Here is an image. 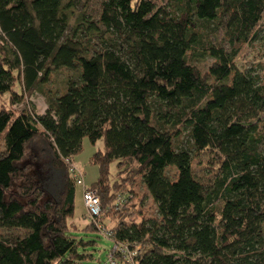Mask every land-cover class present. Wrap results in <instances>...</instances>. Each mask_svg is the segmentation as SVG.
<instances>
[{"label": "trees", "instance_id": "obj_1", "mask_svg": "<svg viewBox=\"0 0 264 264\" xmlns=\"http://www.w3.org/2000/svg\"><path fill=\"white\" fill-rule=\"evenodd\" d=\"M79 1L0 0V264L90 257L75 235L70 173L85 137L105 144L92 156L100 175L88 186L101 211L85 229L113 240L111 259L120 264V249L140 243L134 264H264V81L235 64L256 36L264 0H101L96 19L73 21ZM208 21L221 24L230 50L211 40ZM62 69L77 74L44 113L18 109ZM36 137L51 154L56 187L22 163ZM202 155L205 179L193 166ZM125 164L132 175L121 177ZM135 174L158 217L146 215L143 197L123 194Z\"/></svg>", "mask_w": 264, "mask_h": 264}, {"label": "rangeland", "instance_id": "obj_2", "mask_svg": "<svg viewBox=\"0 0 264 264\" xmlns=\"http://www.w3.org/2000/svg\"><path fill=\"white\" fill-rule=\"evenodd\" d=\"M101 0H80L75 5L76 14L72 18L73 21L75 16L78 13H86L87 16L91 19H96L99 14ZM159 5L162 4V1H157ZM208 33L211 37V40L228 50L231 49V45L227 36L224 34V28L221 27V24H218L217 21H208ZM79 39V38H78ZM97 39L95 38L93 42L97 45ZM212 62L211 58L204 59L203 61L199 62L201 70L203 73H207L210 63ZM236 66L241 70H250L252 73H259L264 81V18L260 22L257 27L256 36L250 41L245 43L241 50L238 52L235 58ZM77 74L75 71L71 72L66 69H62L57 71L56 73L53 72L50 81L44 84L43 91L42 90H31L28 91L25 97V101L20 103L18 109H23L29 107L30 105L34 106V109L37 113H44L46 105L49 104L50 95L55 93H62L65 89L66 79L69 75ZM9 95V94H8ZM5 95L4 101H10V97ZM217 103H212L210 106L213 108ZM15 106V105H14ZM181 144L188 145L189 140L186 135L181 139ZM46 142L41 137H36L32 140L26 149V155L23 159V165H28L29 172L33 173L37 179L41 180H48L53 187H56L60 184L59 178L57 175H51V168L49 166V161L51 160V154L46 149ZM105 144L103 139H99L96 143H92L88 137L84 139V145L79 154H77L72 161L78 167H80L85 184H77V191H76V204H75V216L73 218L74 223L78 226V230L75 231V235L77 239L83 240L88 242L86 247L81 246L80 252L91 254L90 257H85L84 259L80 260L79 264H119L118 261L111 259L110 249L114 246V242L110 237H106L100 231H89L85 229L86 224L88 223V210L86 208L85 202L82 197L83 188L87 184L91 186L99 177L100 175V168L98 164L92 162V156L95 151L100 149H104ZM4 148V141H0V150ZM206 156L202 155L200 157H196L193 161L194 170L198 177L200 178H208V167L205 164ZM125 163V162H124ZM71 166V164H70ZM132 170L126 167V164L122 166V173L120 176H129L132 175ZM168 173L172 175L173 169L170 168L167 170ZM118 168L117 162H111L109 165V176L110 178H114L116 175L118 176ZM134 180L131 183L129 180L123 192L126 195L127 190H130L132 194L135 195V200L137 197H143V203L140 207L144 210L147 216L151 217H158V210L153 197L149 193L147 187L142 182L139 175H133ZM133 189V191H132ZM117 199V198H116ZM113 201L116 202L118 200ZM83 200V201H82ZM111 202L109 203V205ZM112 205V204H111ZM106 224L108 227H111L112 223L110 220H106ZM0 232H6V230H0ZM22 230L20 229H12L8 233L11 234H18L21 233ZM95 243H92L93 241ZM86 252H85V251ZM109 255V256H108ZM110 258V259H109ZM120 264H127L126 262H120Z\"/></svg>", "mask_w": 264, "mask_h": 264}, {"label": "built area", "instance_id": "obj_3", "mask_svg": "<svg viewBox=\"0 0 264 264\" xmlns=\"http://www.w3.org/2000/svg\"><path fill=\"white\" fill-rule=\"evenodd\" d=\"M70 173L74 177V179L76 180V182L78 184H82V185L85 184L83 173H82L80 167H78L75 164H71ZM83 200L85 202L88 213L91 217L96 216L100 213V211H101V199H100V196L96 190H93V189H91L85 185V187L83 188ZM119 246L120 245H116L115 249H119ZM139 248H140V246H136L135 251H131V249H128V247H126V248L122 247L120 249L121 252L123 253V256H124L123 259L127 264H134L133 254L136 253V250L137 249L139 250Z\"/></svg>", "mask_w": 264, "mask_h": 264}, {"label": "bare ground", "instance_id": "obj_4", "mask_svg": "<svg viewBox=\"0 0 264 264\" xmlns=\"http://www.w3.org/2000/svg\"><path fill=\"white\" fill-rule=\"evenodd\" d=\"M46 106H48V105H46ZM48 107H46V109H47ZM46 109H45V111H46ZM74 164V163H73ZM82 196H83V194H82ZM88 217H91L89 214H88ZM134 246H135V248H136V246H140V248H139V250L141 249V244L140 243H134ZM115 261H117L116 259H114ZM123 261V260H122ZM124 263H125V261H123ZM106 264H108V263H106ZM113 264H115L114 262H113Z\"/></svg>", "mask_w": 264, "mask_h": 264}, {"label": "crops", "instance_id": "obj_5", "mask_svg": "<svg viewBox=\"0 0 264 264\" xmlns=\"http://www.w3.org/2000/svg\"><path fill=\"white\" fill-rule=\"evenodd\" d=\"M86 186L88 187V185L86 184ZM83 197V196H82ZM83 201V200H82Z\"/></svg>", "mask_w": 264, "mask_h": 264}]
</instances>
